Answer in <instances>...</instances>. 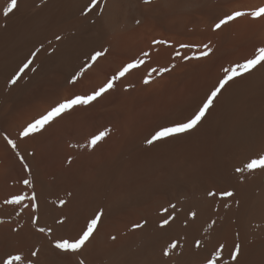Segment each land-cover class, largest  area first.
I'll use <instances>...</instances> for the list:
<instances>
[{
	"label": "bare ground",
	"instance_id": "1",
	"mask_svg": "<svg viewBox=\"0 0 264 264\" xmlns=\"http://www.w3.org/2000/svg\"><path fill=\"white\" fill-rule=\"evenodd\" d=\"M9 3L0 0V264H264V169L246 167L264 156V66L229 81L196 127L153 140L264 47V18L250 15L264 0H17L5 16ZM235 11L245 15L215 28ZM129 63L96 101L20 135ZM97 214L79 252L54 247Z\"/></svg>",
	"mask_w": 264,
	"mask_h": 264
},
{
	"label": "snow or ice",
	"instance_id": "2",
	"mask_svg": "<svg viewBox=\"0 0 264 264\" xmlns=\"http://www.w3.org/2000/svg\"><path fill=\"white\" fill-rule=\"evenodd\" d=\"M17 7V0H10V3L7 5V7L4 9L3 14L7 16L9 13L13 11ZM245 15V13L241 11H235L231 14H226V16L219 20L218 23L215 24V28L219 29L222 25L227 24L229 21H232L238 17H241ZM250 15L254 18H264V7H259L255 11L251 12ZM139 23V21H137ZM57 40L60 39L59 36L56 37ZM208 46L205 45V48ZM103 52H96L94 56L91 57L93 61H95L98 57L102 56ZM208 52H205L204 55H207ZM29 64L31 61L28 62ZM137 66L136 63H129L126 66L122 68L121 71L111 80H108L102 87L98 88L97 90L93 91L89 95L80 96L77 95L73 98H68L64 100L63 102H59L56 106L52 107L46 114L42 115L39 119L35 120V122L30 123L22 132V137H28L32 133L39 132L44 129V127L51 122H53L55 119L59 118L62 114L71 111L76 106H87L93 101H96L99 97H101L104 93H106L108 90L112 89L114 87L113 81L116 79H119L120 77L124 76L130 69H133ZM257 66H264V47H260L256 50L253 58L246 60L245 63L239 64L236 68L232 69H225V76L223 79L219 80L218 85L214 87L210 94L206 97V100L203 102V106L199 108V110L194 114L192 118H190L186 123H180L175 127H167L164 128L162 131H159L155 134L153 137V140H160L163 138H166L168 136H171L173 134L177 133H183L187 132L194 127L202 120V118L205 116L206 112L211 108L213 101L220 93L221 89L225 87L229 83V81H232L236 76L242 75L243 72H247L251 69L256 68ZM28 64L24 65V68H27ZM243 70V71H241ZM162 71H167V69H162ZM13 83L16 81L13 80ZM145 83H148L147 80L144 81ZM106 132H102L97 136H94L92 138L91 143L95 145L99 140H102L104 136L106 135ZM5 139L7 140L8 144L11 145L14 149L17 147L14 141L9 139L7 136H5ZM153 140L148 141L149 143H152ZM26 166V165H25ZM248 169H264V156H260L257 159L251 160L250 163L246 165ZM239 171V169H238ZM25 184L30 183L28 180L24 181ZM225 196H232L231 192H225ZM23 199L22 196H17L13 200L9 201L10 203L19 204L21 200ZM193 215H195L193 213ZM100 220V215H95L90 222L86 226V230H83L82 233L78 236V238L73 239H60L55 242L54 247L62 252L65 253H77L79 252L83 246L86 244L87 241H89L90 237L93 235L94 231L96 230V226ZM168 220L165 219L163 221V224H167ZM163 226V225H162ZM43 231V229H41ZM113 239H115L113 237ZM173 248L176 247L175 244L172 245ZM239 246H237V249ZM36 253H33L35 255ZM165 255L167 253L165 252ZM22 257L19 255L10 256L9 259L5 262V264H13L14 261H21ZM233 259H236V256H233ZM81 264L83 262L81 261Z\"/></svg>",
	"mask_w": 264,
	"mask_h": 264
}]
</instances>
